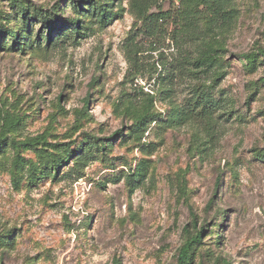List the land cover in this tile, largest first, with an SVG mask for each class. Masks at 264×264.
Segmentation results:
<instances>
[{"label": "rangeland", "instance_id": "obj_1", "mask_svg": "<svg viewBox=\"0 0 264 264\" xmlns=\"http://www.w3.org/2000/svg\"><path fill=\"white\" fill-rule=\"evenodd\" d=\"M223 12L0 0V264H264V0Z\"/></svg>", "mask_w": 264, "mask_h": 264}, {"label": "trees", "instance_id": "obj_2", "mask_svg": "<svg viewBox=\"0 0 264 264\" xmlns=\"http://www.w3.org/2000/svg\"><path fill=\"white\" fill-rule=\"evenodd\" d=\"M228 0H202V3L204 4H211L212 7V14H215V16H220L223 15L222 18H226V16H231V13H225L223 12V7L225 6V3ZM148 3L144 2L143 4L140 5H136L138 8L140 7H144L145 5H147ZM143 11V10H142ZM226 14V15H225ZM145 17L146 18H152L153 16H147V14L145 13ZM40 19H44L43 17H41ZM227 19V18H226ZM79 25L78 23L76 24V26ZM52 30V27H48L47 31L48 33H50V31ZM200 238H201V233L198 232L195 236H193L189 241H187L180 249L179 252V256L177 259V263L178 264H190V256H191V250L192 248H194L195 245H197V243L200 242Z\"/></svg>", "mask_w": 264, "mask_h": 264}]
</instances>
